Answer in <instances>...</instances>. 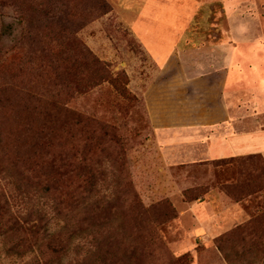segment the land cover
Returning <instances> with one entry per match:
<instances>
[{"label":"rangeland","instance_id":"1","mask_svg":"<svg viewBox=\"0 0 264 264\" xmlns=\"http://www.w3.org/2000/svg\"><path fill=\"white\" fill-rule=\"evenodd\" d=\"M193 1L202 7L196 9L194 3L177 4L172 0H62V24L58 25L53 19L57 15V0H48L51 22L47 25V41L50 46L64 49V61L71 69L67 77L75 83L76 90L67 94V107L94 122L93 167L99 210L102 211L106 198L115 199L122 191L129 193L124 212L119 202H114L117 207L114 225L127 231L116 238L144 250L140 252L146 255L144 264H166L169 258L186 254L190 255L191 264H264L261 160L246 156L232 162L182 163L171 159L173 141L159 142L158 136L164 127L172 125L173 112L178 109L173 108L178 100L171 86L166 88L164 82L166 73L173 75L178 71L169 67L165 72V62L156 68L126 24L132 20L130 13L144 8L145 15H152L150 20L166 27L172 23L177 26L179 19L172 18V11L178 9L187 19L180 21V33L174 35L176 47L183 49L187 44L196 50L227 38L232 40L239 29L250 32L254 18L257 21L261 16L264 24V0H230L227 4L221 0ZM5 12L11 33L4 42L6 47H12L21 41L25 29L17 12L11 8ZM152 45L155 47L156 43ZM200 52L192 57L203 59L206 54ZM179 53V50L166 53L164 59L177 56L180 63ZM87 130L85 125L74 129L77 142L66 136L62 150L71 156L72 148L77 146L85 160L89 150L85 148ZM106 130L108 137L104 136ZM85 165L79 170L82 175L88 172ZM244 181L247 183H239ZM212 187L229 204H236L237 214L241 215L236 222L225 217L221 223L225 234L220 237L231 240L224 248L229 259L217 247L220 238L217 236L222 231L213 237H202L197 232L205 212L198 211L195 205L207 201ZM0 189L11 197L15 212H25L35 204L50 215L53 230L61 225L51 211L50 201L35 195L33 201L17 198L15 184L2 177ZM133 196L145 209H152L139 224L126 214L132 209ZM212 199L214 209L219 207L218 196ZM152 235L154 240L150 238ZM152 241L155 245L150 247L148 242ZM0 264H23L22 260L6 255L1 239Z\"/></svg>","mask_w":264,"mask_h":264},{"label":"trees","instance_id":"2","mask_svg":"<svg viewBox=\"0 0 264 264\" xmlns=\"http://www.w3.org/2000/svg\"><path fill=\"white\" fill-rule=\"evenodd\" d=\"M60 1L53 18L58 25L62 24ZM47 7L48 0H0V178L15 184L17 198L32 200L35 195L50 201L51 211L61 225L53 230L50 215L35 204L25 212H15L11 197L0 189L4 252L23 264H144L146 255L140 254L144 250L116 238L127 231L114 225V202H119L124 212L129 193L122 191L115 199L106 198L102 211L98 208L101 203L95 199L97 175L92 149L94 122L67 107L66 96L76 87L67 77L71 69L64 61V49L50 46L47 41V25L51 22ZM7 8L20 15L19 23L25 29L21 41L12 47L4 42L11 33L5 20ZM80 125L88 128L85 160L77 146L72 148L71 156L62 150L66 136L77 142L74 129ZM104 136L108 137L107 130ZM248 157L259 158L264 170L261 155ZM83 165L88 170L85 175L79 173ZM131 206L126 214L135 224L152 210L145 209L134 196ZM150 238L155 239L153 235ZM230 241L226 236L217 240L226 259L229 256L224 248ZM166 264H191L190 255L169 258Z\"/></svg>","mask_w":264,"mask_h":264},{"label":"crops","instance_id":"3","mask_svg":"<svg viewBox=\"0 0 264 264\" xmlns=\"http://www.w3.org/2000/svg\"><path fill=\"white\" fill-rule=\"evenodd\" d=\"M221 1L227 4L230 0ZM172 2H190L196 9L202 7L193 0ZM132 7L137 8L134 4ZM177 10L172 11V18L179 19L177 26L172 23L166 27L164 23L150 20L152 15H145L144 8L130 13L132 20L126 21L156 68L165 62V72L169 67H176L178 71L165 76L166 88L171 86L178 100L173 108L178 109L173 112L172 125L160 131L162 135L159 134L158 141H173L171 159L175 162L209 163L254 155L264 159V24L261 16L257 21L254 18V28L250 32L239 29L233 33L232 40L210 43L200 50L187 44L178 49L174 35L180 33V21L187 18ZM175 50L180 51V63L177 56L164 59V54ZM200 51L206 54L203 59L192 57ZM183 55L189 57L188 61L181 57ZM211 190L206 202L198 201L195 205L198 211L205 212L197 231L202 237H213L221 232L225 217L236 222L241 216L237 214L236 204H229L213 187ZM216 196L220 202L218 209H214L212 203ZM223 234L222 231L217 237Z\"/></svg>","mask_w":264,"mask_h":264}]
</instances>
